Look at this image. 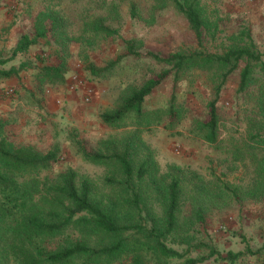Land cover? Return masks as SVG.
Wrapping results in <instances>:
<instances>
[{
  "label": "trees",
  "instance_id": "obj_1",
  "mask_svg": "<svg viewBox=\"0 0 264 264\" xmlns=\"http://www.w3.org/2000/svg\"><path fill=\"white\" fill-rule=\"evenodd\" d=\"M51 0L33 16V32L22 33L10 54L0 49V83L33 68L28 98L46 86L65 83L63 59L33 65L29 61L6 65L27 52L40 39L51 37L58 51L64 50L72 36L64 14ZM153 8L171 5L187 21L195 46L168 55L149 51L147 56L163 67L138 85L119 94L114 108L100 113L101 121L122 129L117 135L99 139L91 148L80 141L78 153L87 162L109 170L106 197L97 193L96 184L67 167L56 177L41 172L57 161L60 147L42 150L33 144L17 143L6 133L7 121L0 114V264H196L205 256H189L167 245L177 232L181 191L190 186L199 201L222 200L229 196L255 199L264 196V49H259L250 28L242 27L229 37L221 51H209L206 36L214 37L217 23L211 19L202 0H155ZM131 14L137 15L132 7ZM117 28L94 20L79 37L81 52L92 79L107 80L114 75L113 60L98 66L87 58L85 48H93L99 37L117 33ZM136 39L124 41L128 54L139 57ZM238 70L237 93L245 95L252 107L246 113L245 137L223 146L217 101L229 76ZM205 73L211 90L207 116L192 120L189 130L204 142L229 154V167L238 164L253 170L247 183H230L214 175L206 181L195 171L170 165L161 171L151 149L143 141L142 126L167 118V128H175L186 116V108L172 98L165 110L147 113L146 97L168 76L178 79L186 72ZM35 106V105H34ZM39 106V105H38ZM204 205L198 204L194 216L203 220ZM233 256V255H232ZM264 264V262L262 263Z\"/></svg>",
  "mask_w": 264,
  "mask_h": 264
},
{
  "label": "rangeland",
  "instance_id": "obj_2",
  "mask_svg": "<svg viewBox=\"0 0 264 264\" xmlns=\"http://www.w3.org/2000/svg\"><path fill=\"white\" fill-rule=\"evenodd\" d=\"M49 0H0V49L7 55L24 32H33V16ZM65 16L67 31L72 36L64 50L58 51L50 36L40 39L29 50L11 60L6 67L29 61L55 63L63 59L66 66L65 83L46 86L34 97L26 90L32 88L33 68L23 69L18 77L0 83V107L6 110L9 121L22 119L20 128L7 124L6 133L17 143L33 144L45 150L53 145L60 147L57 161L41 172V176L56 177L67 167L77 171L78 179L90 178L96 191L106 197L109 192L104 166L87 162L78 153L77 140L91 148L101 138L123 132L105 125L100 113L116 106L119 94L128 86L140 84L154 74L162 64L156 63L147 52L168 55L176 50L195 46L193 35L184 16L173 6L153 8L155 0H51ZM208 15L218 26L212 38L206 36L204 45L209 51H221L230 42L229 37L242 27L250 28L256 46L264 49V0H202ZM132 7L137 15L131 14ZM94 20L117 28V33L99 37L93 48H85L87 58L101 66L113 60L114 75L107 80L92 79L86 69L79 37L87 23ZM79 36V37H78ZM136 39L135 49L140 56L127 53L124 41ZM86 47V46H85ZM82 86H75V80ZM238 70L226 81L216 103L220 118V138L225 146L245 137L246 113L252 107L248 98L237 93ZM74 86V87H73ZM73 87V88H72ZM12 88L11 95H4ZM89 90L87 96L85 91ZM210 85L203 72H186L178 79L166 77L145 99L147 113L165 110L173 98L186 108V116L175 128H167L165 115L162 121L142 126L140 135L151 149L161 171L170 165L197 172L209 181L214 175L230 183H247L253 170L238 164L229 167V154L195 136L190 130L192 120L207 116V103L211 99ZM35 105V106H34ZM39 105V106H38ZM18 128L20 130H18ZM204 205L203 220L194 216L196 205ZM179 224L175 237L167 245L189 256H205L196 264H262L264 262V196L255 199L229 196L222 200H202L185 184L181 191L178 209ZM233 255V256H232Z\"/></svg>",
  "mask_w": 264,
  "mask_h": 264
},
{
  "label": "crops",
  "instance_id": "obj_3",
  "mask_svg": "<svg viewBox=\"0 0 264 264\" xmlns=\"http://www.w3.org/2000/svg\"><path fill=\"white\" fill-rule=\"evenodd\" d=\"M3 110H6V109L0 107V114L7 121V124L14 123V124H16V126H18L20 128V125H23L25 123V121L21 122V121H23L22 119H17V120L13 119V121L10 122L8 118H11L12 116H9V114H7L6 112H3ZM7 124H6V126H7ZM19 128H18V130H20Z\"/></svg>",
  "mask_w": 264,
  "mask_h": 264
},
{
  "label": "built area",
  "instance_id": "obj_4",
  "mask_svg": "<svg viewBox=\"0 0 264 264\" xmlns=\"http://www.w3.org/2000/svg\"><path fill=\"white\" fill-rule=\"evenodd\" d=\"M83 82L81 81V80H75V86H82L83 87ZM74 87V86H73ZM72 87V88H73ZM2 93L4 94V95H11L12 93H13V89L12 88H5L3 91H2ZM85 94L87 95V96H89L90 95V92H89V90H86L85 91Z\"/></svg>",
  "mask_w": 264,
  "mask_h": 264
}]
</instances>
